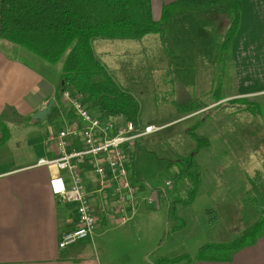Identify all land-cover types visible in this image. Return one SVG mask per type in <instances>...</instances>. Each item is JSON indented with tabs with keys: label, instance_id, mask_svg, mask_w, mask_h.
I'll return each instance as SVG.
<instances>
[{
	"label": "rangeland",
	"instance_id": "obj_1",
	"mask_svg": "<svg viewBox=\"0 0 264 264\" xmlns=\"http://www.w3.org/2000/svg\"><path fill=\"white\" fill-rule=\"evenodd\" d=\"M235 5L234 2H222L223 11L215 8L202 18V21L209 20L215 25L212 39L195 40L191 39V36H185L177 40V44L180 43L192 51L205 50L207 55L177 54L172 61L173 73L171 61L163 56L158 42L161 40L159 35L158 40L154 36L139 40L94 42L99 58L121 83L140 99L143 106V125L154 122L162 128L156 133L140 138L131 147L137 148V174L146 189L139 195L141 208H150L145 202L152 195L155 201L160 196L165 197L163 201L168 202H172L175 195H184L188 180L180 170L177 159L187 157L196 147L192 134L204 137L208 143L199 150L194 159V167L201 171L205 183L201 190L199 189L193 204L178 207V214L185 219V227L172 231L169 223L155 240V224L160 220L166 221V214L165 218L162 216L167 212L166 204L162 202L159 204L161 209H151L153 211L148 214L152 221L145 219L143 226L139 228L134 226V217L138 210L133 215L129 212V216H132L130 220L134 218L132 221L117 223V226L106 225L97 238L100 253L105 256L112 255L111 264H151L157 260V252L146 258L143 257L142 250L152 243H161V246H165V250L173 255L190 254L194 257L205 244L233 240L262 215L263 210L257 211L253 207L252 199L255 198L256 192L251 180L257 183L256 188L260 191L264 189V128L252 119L254 116L241 108L239 103L225 105L236 93L232 90V66L227 56L223 55L225 52H219L222 50L218 49V40H223L231 27V19L225 10L234 14ZM169 9L171 13L176 11L178 14L191 12V8ZM185 17L187 19L183 20H186V24L190 21L189 26L199 19L191 17L188 13ZM200 45H203V49H200ZM8 46L12 51L21 50L19 55L38 68L43 77L54 83L55 89L58 88L64 60L51 65L21 47ZM191 101L201 104V108L185 114L179 112L174 105L175 102ZM60 118L61 116L51 123L49 119L33 122L25 116L16 115L13 116L10 129L13 136L37 147L38 141L45 133L60 127ZM228 131L231 132L226 136ZM131 149H128V153ZM213 165H216L218 175L212 173ZM212 175H215V182L209 184L207 181ZM168 181L172 183V187L167 188ZM231 197L232 203H223ZM105 207L109 208L107 205ZM210 209L216 212L218 219L212 227L209 226L207 214ZM150 222L154 227L150 228ZM262 234L264 231L260 235ZM220 261L222 260L217 262Z\"/></svg>",
	"mask_w": 264,
	"mask_h": 264
},
{
	"label": "crops",
	"instance_id": "obj_2",
	"mask_svg": "<svg viewBox=\"0 0 264 264\" xmlns=\"http://www.w3.org/2000/svg\"><path fill=\"white\" fill-rule=\"evenodd\" d=\"M222 2L238 3L240 16L238 29L230 44L225 46L229 31L223 40H218L220 44L218 49L222 50L219 52L221 54L225 52L223 55L227 56L233 69L232 90L236 95L229 101L246 99L257 102L260 114L252 119L258 121L264 128V0H146V7L154 20L165 26V40L172 50L171 57L161 45V40L158 42L163 56L172 62L177 54L207 55V51L189 50L180 43L177 44V40L185 36H191V39L195 40L212 39L215 25L209 20L202 21V18L215 8L223 11ZM166 7L191 8V12L184 11L183 14H178L175 11L165 22ZM225 11L232 25L233 14ZM187 13L195 19L199 18L198 22L193 21L192 26H189L188 20L186 24V20L183 19H187L185 17ZM157 36L148 35L142 39L154 37L158 40ZM172 39L174 41H171ZM8 45L13 44L0 41V119L10 126L13 116L28 117L43 110L55 97L56 89L55 84L43 77L38 68L19 55L21 50L15 51L11 46L16 52L14 54ZM200 49H203V45H200ZM227 104L229 103L225 105ZM62 105L65 103L61 98L58 106ZM10 113L13 115H9ZM64 119L62 111L59 120H62V125L66 122ZM19 126L22 127V124ZM47 126L51 127L49 123ZM230 132H226V136ZM47 134L45 133L38 141L37 147H34L13 136L11 132L10 140L0 146V264H111L112 255L105 256L100 253L97 238L100 237V231L104 226H117L115 224L121 223L115 216L101 218L91 239L65 249L59 247L62 238L74 228L77 212L72 205L61 204L53 193L50 180L55 174L46 167L37 165L38 159L42 156L55 155L54 150L52 148L50 150L45 143ZM215 168L216 165H213L212 173L218 175ZM214 176L207 181L209 184L215 182ZM86 178L88 186H93L94 183L97 185L95 175L91 171L87 173ZM201 179L200 190L205 183L202 173ZM95 197L96 201L101 200L99 196ZM163 200L164 197L159 196L153 208L151 206L141 208L139 203L138 212L135 219L133 218L134 226L137 228L143 226L145 219L152 221L148 213L154 208L161 209L160 203L164 202L167 209L168 201ZM223 203L229 205L232 203V197ZM96 204L99 206L101 203ZM165 214L162 215L164 218ZM168 224L167 220H160L155 224V240ZM152 227L154 224L150 222V228ZM155 244L152 243L142 250L143 257L148 258L150 254L156 252V259L176 256L166 251L165 246H160L161 243ZM193 264H264V234L260 235L253 245L236 252L230 261H195Z\"/></svg>",
	"mask_w": 264,
	"mask_h": 264
},
{
	"label": "trees",
	"instance_id": "obj_3",
	"mask_svg": "<svg viewBox=\"0 0 264 264\" xmlns=\"http://www.w3.org/2000/svg\"><path fill=\"white\" fill-rule=\"evenodd\" d=\"M172 14L166 7L164 21L166 22ZM239 18V5L236 3L225 46L230 44L236 33ZM148 35H159L161 45L169 56H172V50L165 40V26L154 20L151 12L147 10L146 0H0L1 42L21 47L51 65L64 60L60 85L55 93L56 103L47 117L50 123L57 121L62 111L64 121L76 119L73 111L66 105L58 106L63 90L70 88L89 104L87 105L93 112L110 119L128 120L135 126L143 125V106L140 99L125 87L99 58L94 42L139 40ZM170 66L173 73L172 62ZM228 103V105L239 103L241 108L248 110L254 117L260 114V106L255 101L234 99ZM174 105L179 112L185 114L201 108V104L196 101L175 102ZM26 119L39 122L33 120L31 116ZM0 132L2 146L11 138L10 126L3 119H0ZM192 137L196 140V147L187 157L177 159L180 170L188 180V188L184 195H175L172 202L169 200L167 205L166 220L170 223L172 231L185 227V219L178 214V207L193 204L201 185V171L194 167V159L199 150L208 143L204 137L196 134H192ZM136 142L138 140L134 143ZM134 143L126 146L127 152ZM136 150V147L129 150L127 167L130 169L131 178L145 189L137 174ZM251 183L255 186L256 192L255 198L252 199L253 207L257 211L263 210L258 221L229 242L201 246L194 257L190 254L160 257L153 264L229 261L236 252L253 245L264 231V189L260 191L256 188L257 183L254 180H251ZM207 214L209 226L212 227L218 220L217 214L213 209L207 210Z\"/></svg>",
	"mask_w": 264,
	"mask_h": 264
},
{
	"label": "built area",
	"instance_id": "obj_4",
	"mask_svg": "<svg viewBox=\"0 0 264 264\" xmlns=\"http://www.w3.org/2000/svg\"><path fill=\"white\" fill-rule=\"evenodd\" d=\"M62 101L76 119L48 132L45 143L55 155L42 156L37 165L55 174L50 180L53 193L61 204L72 205L77 212L74 228L59 243L65 249L91 239L101 218L130 221L129 212L133 215L138 210L139 195L146 189L131 178L126 146L162 128L154 122L135 126L128 120L106 118L90 110L85 100L68 88L62 92ZM90 171L97 185L88 186ZM167 187L172 183L168 181ZM95 196L101 200L96 201ZM145 203L154 206V196Z\"/></svg>",
	"mask_w": 264,
	"mask_h": 264
},
{
	"label": "water",
	"instance_id": "obj_5",
	"mask_svg": "<svg viewBox=\"0 0 264 264\" xmlns=\"http://www.w3.org/2000/svg\"><path fill=\"white\" fill-rule=\"evenodd\" d=\"M55 103H56L55 99L50 100L48 103V106L46 108L32 114L31 118L33 120L45 121L47 119L48 115L51 113V110H52L53 106L55 105Z\"/></svg>",
	"mask_w": 264,
	"mask_h": 264
}]
</instances>
